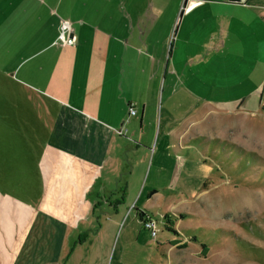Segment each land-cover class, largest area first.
<instances>
[{
  "label": "crops",
  "instance_id": "crops-1",
  "mask_svg": "<svg viewBox=\"0 0 264 264\" xmlns=\"http://www.w3.org/2000/svg\"><path fill=\"white\" fill-rule=\"evenodd\" d=\"M249 1L0 0V234L19 241L12 264H106L120 224L125 240L142 235L170 186L163 156L189 145L203 112L243 104L218 95L251 70ZM61 20L74 46H54ZM179 94L189 106L172 121L164 106Z\"/></svg>",
  "mask_w": 264,
  "mask_h": 264
},
{
  "label": "rangeland",
  "instance_id": "rangeland-1",
  "mask_svg": "<svg viewBox=\"0 0 264 264\" xmlns=\"http://www.w3.org/2000/svg\"><path fill=\"white\" fill-rule=\"evenodd\" d=\"M249 4L259 8L245 17L249 32H256L257 43L251 44L258 46L250 47L251 55H245V71L247 66L251 70L239 85L233 84L231 91H220L218 95L219 100L231 102L244 98L243 104L230 105V111L218 110L217 114L203 112L199 129L192 128L186 135L192 139L189 145L176 147L169 151L171 155L162 157L168 170L164 180H170V186L149 213L159 230L156 239L141 222L142 235L125 240L120 224L106 264H264V17L255 20L258 14L264 15V0H250ZM180 76V80L186 79ZM221 76L219 83H226ZM185 84L192 89L188 81ZM200 86L203 96L204 86ZM189 101L179 94L166 107L167 113L165 102H160L158 114L162 105L163 114L173 121ZM178 103L183 106L177 107ZM237 108L242 110L235 111ZM156 144L157 133L152 153ZM178 158L184 164L178 167L173 181ZM155 163L156 158L147 186ZM150 164L151 160L143 183ZM165 215L174 222L178 236L165 229ZM177 238L181 243L171 245ZM18 242L0 234V264H12ZM201 245L207 249L204 255Z\"/></svg>",
  "mask_w": 264,
  "mask_h": 264
},
{
  "label": "built area",
  "instance_id": "built-area-1",
  "mask_svg": "<svg viewBox=\"0 0 264 264\" xmlns=\"http://www.w3.org/2000/svg\"><path fill=\"white\" fill-rule=\"evenodd\" d=\"M200 4L199 1H191L190 4H187L185 8H182L183 12H188L194 7L198 6ZM75 45V38L73 35L72 30V23L68 20H61L59 25V34L54 42V46L56 47H67V46H74ZM136 111L133 108L129 109V114L134 115ZM144 228L147 229L150 232V236L152 239H156L159 230L157 228L156 221H154L152 218L146 217L144 222Z\"/></svg>",
  "mask_w": 264,
  "mask_h": 264
},
{
  "label": "trees",
  "instance_id": "trees-1",
  "mask_svg": "<svg viewBox=\"0 0 264 264\" xmlns=\"http://www.w3.org/2000/svg\"><path fill=\"white\" fill-rule=\"evenodd\" d=\"M142 216H141V218H142V221L144 222L146 217H145V215L143 217ZM183 217H184V215H182V214L179 215L180 219H182ZM163 218H164V227H165V229L168 230L169 232L173 233L175 236H178V233L174 229V222L169 218L168 215L163 216ZM191 240L195 241V238H192ZM180 243L181 242L179 241V238H177L176 240H173L171 242V245H175L176 246L177 244H180ZM181 246L185 247L186 245L182 244ZM201 248H202V252L201 253H203V255H204L206 253L207 249H206L205 245H201Z\"/></svg>",
  "mask_w": 264,
  "mask_h": 264
},
{
  "label": "water",
  "instance_id": "water-1",
  "mask_svg": "<svg viewBox=\"0 0 264 264\" xmlns=\"http://www.w3.org/2000/svg\"><path fill=\"white\" fill-rule=\"evenodd\" d=\"M233 1H239V0H233Z\"/></svg>",
  "mask_w": 264,
  "mask_h": 264
}]
</instances>
